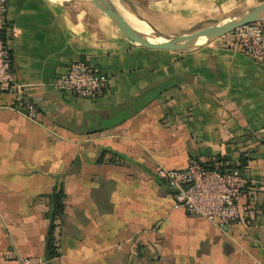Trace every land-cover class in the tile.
Listing matches in <instances>:
<instances>
[{
    "label": "crops",
    "instance_id": "0c3cea01",
    "mask_svg": "<svg viewBox=\"0 0 264 264\" xmlns=\"http://www.w3.org/2000/svg\"><path fill=\"white\" fill-rule=\"evenodd\" d=\"M258 1L111 0L134 27L166 36ZM6 14L16 77L38 112L0 91V264H264V62L222 35L186 50L144 46L91 0H6ZM81 57L109 75L98 97L52 83ZM192 156L246 160L248 221L218 226L173 206L154 167Z\"/></svg>",
    "mask_w": 264,
    "mask_h": 264
},
{
    "label": "built area",
    "instance_id": "2783aa9c",
    "mask_svg": "<svg viewBox=\"0 0 264 264\" xmlns=\"http://www.w3.org/2000/svg\"><path fill=\"white\" fill-rule=\"evenodd\" d=\"M10 22L6 14V0H0V91H14L12 108L35 118L36 103L24 94L23 84L18 81L13 57L8 43ZM225 47L240 50L252 59L264 62L263 21H250L222 35ZM109 75L97 64L81 57L69 61L53 79L60 90L81 97L95 98L107 87ZM210 165L192 156L185 167H154L156 175L172 188L173 206L181 207L190 214H197L216 223L246 222L252 215L249 203L240 198L246 178L236 166L220 167L222 161L213 160ZM23 264H30L23 259Z\"/></svg>",
    "mask_w": 264,
    "mask_h": 264
},
{
    "label": "water",
    "instance_id": "95a60500",
    "mask_svg": "<svg viewBox=\"0 0 264 264\" xmlns=\"http://www.w3.org/2000/svg\"><path fill=\"white\" fill-rule=\"evenodd\" d=\"M91 1L97 8L105 12L127 37L144 46L152 48L186 50L196 46L205 45L211 39L221 36L244 23L264 20V0H259L255 4L233 14L223 22L208 24L188 32L168 35V39L158 40V37H153L134 27L116 8L111 0ZM202 36H206L205 40L199 41V38ZM169 189L172 190L170 187Z\"/></svg>",
    "mask_w": 264,
    "mask_h": 264
},
{
    "label": "trees",
    "instance_id": "16d2710c",
    "mask_svg": "<svg viewBox=\"0 0 264 264\" xmlns=\"http://www.w3.org/2000/svg\"><path fill=\"white\" fill-rule=\"evenodd\" d=\"M218 160L222 161V163L220 164V167L223 166H236L238 168H240V166L245 164V159H242L241 162L239 163V165H233L231 163H224L226 160L222 157H218ZM206 163L213 165L214 162L213 160L211 161H205ZM62 197H63V191L60 188L58 191L53 192L52 193V208H51V212H50V222L48 225V229H47V233H46V237H45V251H46V255L48 257H52L56 254H58V251L56 249V244H55V238H54V219L57 215L60 214L61 210H62Z\"/></svg>",
    "mask_w": 264,
    "mask_h": 264
},
{
    "label": "rangeland",
    "instance_id": "374dc122",
    "mask_svg": "<svg viewBox=\"0 0 264 264\" xmlns=\"http://www.w3.org/2000/svg\"><path fill=\"white\" fill-rule=\"evenodd\" d=\"M158 19V18H157ZM158 23L159 24H161V21H159L158 20ZM194 28V26H190V27H188V29H193ZM151 30V32L150 33H148L149 35H151V36H153V37H158V36H161L160 34H158V33H160V32H158L156 29L155 30H153V29H150ZM162 34V33H161ZM162 35H166V34H162Z\"/></svg>",
    "mask_w": 264,
    "mask_h": 264
},
{
    "label": "bare ground",
    "instance_id": "6f19581e",
    "mask_svg": "<svg viewBox=\"0 0 264 264\" xmlns=\"http://www.w3.org/2000/svg\"><path fill=\"white\" fill-rule=\"evenodd\" d=\"M206 36H202L199 38V41H203L205 40ZM163 39H168V37L166 35H161V36H158V40H163Z\"/></svg>",
    "mask_w": 264,
    "mask_h": 264
}]
</instances>
